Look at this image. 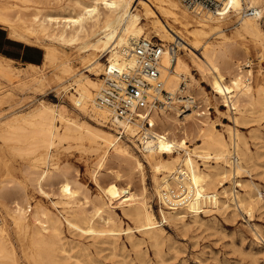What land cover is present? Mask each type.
<instances>
[{
  "label": "bare ground",
  "instance_id": "bare-ground-1",
  "mask_svg": "<svg viewBox=\"0 0 264 264\" xmlns=\"http://www.w3.org/2000/svg\"><path fill=\"white\" fill-rule=\"evenodd\" d=\"M222 1L230 4L232 12L218 16L211 12L195 13L179 0H68L45 12L38 5H48L47 0H0V24L9 27L10 37L27 43L34 39L47 40L44 61L53 68L52 81L65 95L68 93L75 109L98 125L93 126L69 115L61 103L43 100L24 114L12 112L0 117V139L22 143V148L26 146L21 149L25 155L41 150L37 162L27 167L26 173L32 176L33 189L39 194L49 196L51 191H56L58 200L53 204L65 211L63 218L71 231L82 236L108 235L115 239L121 231L114 209L120 208L135 228L149 239L157 241L161 237L162 229L149 201L151 194L146 186L144 165L133 147L115 135L112 128L103 129L112 118L109 111L96 103L104 82L100 76L106 74L108 67L120 71L132 64L131 48L140 39H149L150 36L165 46L161 76L165 90L172 96L165 107L151 114L150 122L156 138L143 150L136 143L139 128L135 124L115 120L111 123L116 126V134L119 131L126 133L134 148L142 151L152 171L153 194L158 198L163 221L187 225L186 217L190 215L195 223H200L197 222L200 214L229 210L232 205L251 218L256 210H264L263 183L250 181L242 184L233 180L246 171L245 163L251 158L247 143L234 129L228 130V138L218 131L207 109L203 110L201 106L207 104L209 98L191 73L196 70L209 81L216 102L222 101L228 110L239 112V117L233 116L236 124L248 119L246 112L264 115V90L256 88L257 93L253 92L250 83L252 71L244 70L243 61L235 59L239 47L233 40L234 37L249 38L264 57V30L260 23L264 18V0ZM245 2L257 11V15H241ZM28 10L31 12L29 20H26L23 12ZM233 14L240 16V26L230 37L224 34V21ZM143 19L150 20L147 27L141 25ZM210 35L222 37L221 41L207 43L205 39ZM165 42L188 50L189 59L183 58L178 50L169 55L167 47L171 43L167 45ZM68 48L74 49L78 57L68 54ZM200 48L203 51L201 56H197L193 49ZM102 58H106V65ZM76 60L93 72L95 78L80 73L75 67ZM29 67L31 69L18 70L10 59L0 55V90L2 84L11 85L16 79L22 91L33 89L43 93L50 82L40 74L41 66ZM72 89L74 92L70 91ZM179 104L191 109V114L180 119L184 110ZM189 115H193L189 119L191 123L185 118ZM70 138L86 140L101 151L100 161L92 175L98 189V196L93 200L84 192L78 175L61 172L56 163L49 168L48 164L54 157L52 150ZM193 141L197 144L191 147L189 143ZM17 146L10 147L16 151L20 149ZM110 153L120 161L119 164L126 163L125 169L119 166L116 171L105 168ZM230 177L233 186H239L243 193L234 191V187L220 190ZM1 182L0 203L18 232L26 234L23 239L28 240L27 247L31 250L28 256L37 264H58L72 257L63 241L62 219L36 206L29 221L27 190L11 180ZM171 189L187 190L190 199L182 206L167 202L163 191ZM5 232V222L0 218V264H16L14 248L6 241Z\"/></svg>",
  "mask_w": 264,
  "mask_h": 264
},
{
  "label": "rangeland",
  "instance_id": "rangeland-1",
  "mask_svg": "<svg viewBox=\"0 0 264 264\" xmlns=\"http://www.w3.org/2000/svg\"><path fill=\"white\" fill-rule=\"evenodd\" d=\"M56 1L47 0V3L49 2L50 4L48 3V5L43 6L38 5V7L45 12L48 9L57 7L56 5L60 2L62 4L68 2V0ZM247 5L248 2H245L244 7ZM30 10L23 12V14L26 15V20H29ZM239 18L240 16L238 17L233 14L228 20L224 21V23H226L224 28L225 35L230 37L234 36L236 28L240 26ZM141 22V25L147 27L150 20L143 19ZM260 23H262L261 25L264 30V18ZM9 31L10 29L8 26L0 24V49L10 52L11 54H18L23 49L24 53H27L29 57L33 58L37 63H26L20 59L5 58L10 59L12 61V66L18 70L31 69L29 65L41 66L42 69L40 74L46 76L47 80L50 82V86L45 87L44 92L41 93L33 89L22 91L17 86L18 81L16 79H14L11 85L6 83L2 84L3 88L0 90V97L3 98V104L0 105V117L12 112L24 114V112L26 113L34 109L39 102L43 100L49 103L53 102L54 104L61 103L66 106L69 115L86 121L93 126H98L88 116L83 115L75 109L68 98V93L65 95V92H63L61 88L56 87V84L52 81L54 74L53 68L48 67L44 61L45 45L49 42L43 39L37 41L34 39L33 42L30 43L15 41L10 37ZM5 37H7L8 40H6ZM221 38L222 37L218 35H210L206 37L205 41L207 43H216L221 41ZM149 39L160 43L162 42L152 36H150ZM233 40L239 47V49H237V54L239 56L237 55L235 59H241L243 61L244 65L242 64V67H244V70L251 69L252 71L250 83L254 88L253 92L257 93L258 89L264 90V57H261L259 49L253 45L249 38L234 37ZM169 43L171 42H165L167 45H169ZM177 50L183 58L189 59L190 52L188 50L178 45ZM195 51L193 49V52L197 56H201L203 49L201 50L200 48ZM66 52L74 56V58L78 57L74 49L68 48ZM105 59L106 58H102L101 61L106 65ZM75 67L83 75L91 79L95 78L93 72L83 68L80 64V60H76ZM191 73L198 80L203 91L209 98L207 104H201V106L203 105V110L207 109L211 121L218 131L228 138V130L230 128V130L234 129L247 143L246 147L250 153L251 160L249 159L245 163L246 171L242 172L233 180L241 181L242 184H249L250 181L264 184V115L260 116L257 114V116L255 113L252 115V113L246 112L245 114L248 119L236 124L234 118L240 116L239 112L228 110L222 101L216 102L209 81L202 78L196 70H193ZM100 78L103 79L104 74H102ZM70 91L74 92L73 89ZM179 106L184 110V114L182 113V116L179 117L180 119H183L185 115L191 114V109H188L184 104H179ZM192 116L193 115H189L185 118L191 123L192 121L189 119ZM105 125L106 128L103 129L108 130V128H112L115 135H119L122 141L133 147L135 155L144 165L146 186L151 194L149 199L150 205L155 211L156 219L162 229L161 237L157 241L149 239L148 236L143 234L140 230H137L134 223L123 215L120 208L114 209L117 214L118 229L121 231L115 239L110 238L108 235H103L101 237L90 235L82 236L75 231H71L68 229L65 219L63 218L66 216L65 211L61 206L53 204L58 200V196L55 195L56 191H51L52 193L50 192L49 196L39 194L33 189L31 181L32 176L26 173L25 169L27 167H32L33 164L37 162L41 150H36L34 153H31V155H25L22 150H24L26 146L22 148V143L0 139V182L11 180L17 186L19 185V187H23L27 190L30 199L29 209L27 207V218L29 221H31L32 213L36 206L47 209L48 212H52L51 214H53V216L59 217L60 220L62 219L61 222L63 221V241L66 247L70 249V255L72 257L62 260V263L59 262L58 264H76V262L77 264H264V210H256L251 218L242 209L232 205L229 210L211 211L206 214H200L201 221L200 218L197 221L200 223H195L190 215L186 217L187 225L171 221L164 222L159 213L160 204L158 198L153 194L152 171L145 162L142 151L138 149V147L137 149L134 148V145L129 140L130 137L128 135L126 136V133L120 135L119 131V133L117 132L116 134L114 130L116 126L114 127L113 123L108 121ZM61 128L62 127H60V130ZM73 139L70 138L69 140L67 139L59 143L57 147L52 150V154L54 155L53 160L50 161V163L48 161L49 164H47L49 168H52L51 165L56 163L60 167L61 172H67L72 176L78 175L77 179L82 184L84 192L90 200H93L98 196V189L92 175L93 169L96 168L98 161H100L101 151H97L96 148H94L95 146L86 140H82V142L81 140ZM16 144L20 146V149H17L18 146ZM194 144L196 145L197 142L193 141L189 143L191 147H193L192 145ZM10 146H14V148L17 146V150L15 149L16 151H13ZM17 151L18 153H15ZM19 152L20 155H18ZM165 158H167V156H165ZM118 162L120 161L115 159L112 153H110L105 161V168L110 167L111 170L116 171L119 169V166L125 169L126 163L122 162L119 164ZM41 166H44V164H41ZM212 166H216V164L212 163ZM201 168L204 169L205 166L202 165ZM103 173H105V171H103ZM233 180H231V177L227 179L220 190L234 187V191L243 193L244 191L241 190L239 186H236V184L233 186ZM262 189H264V187ZM64 214L65 216H63ZM0 218L5 222V229L7 231L5 232V239L9 243V246L14 248L13 251L15 253L16 264H37L32 257L28 256L31 254V250L27 247L28 240L23 239L26 234L18 232V229L6 215L5 208L1 203ZM160 221H162L161 224ZM128 228L131 229L130 232L127 231Z\"/></svg>",
  "mask_w": 264,
  "mask_h": 264
},
{
  "label": "built area",
  "instance_id": "built-area-1",
  "mask_svg": "<svg viewBox=\"0 0 264 264\" xmlns=\"http://www.w3.org/2000/svg\"><path fill=\"white\" fill-rule=\"evenodd\" d=\"M189 10L195 13L211 12L218 16L232 12L228 2L222 0H179ZM243 16H255L257 11L249 6L241 10ZM177 51V45L171 43L167 47L169 55ZM165 46L152 39L142 38L130 50L132 64L124 69L106 70L103 78V88L96 98L97 105L109 111L112 120L127 124H135L138 130L136 142L143 150L155 140L153 127L150 122L154 110L165 107L172 99L171 94L164 88L161 76L162 57ZM122 133H120L121 135ZM124 134V133H123ZM183 175V173L181 174ZM187 190H164L167 202L182 206L190 199ZM264 197V189L262 191Z\"/></svg>",
  "mask_w": 264,
  "mask_h": 264
},
{
  "label": "crops",
  "instance_id": "crops-1",
  "mask_svg": "<svg viewBox=\"0 0 264 264\" xmlns=\"http://www.w3.org/2000/svg\"><path fill=\"white\" fill-rule=\"evenodd\" d=\"M5 38H6V40H8L7 37H5ZM0 55L3 56V57H9V58H12V59H17V60L20 59V60H22L23 62H26V63H37V62H35L33 60V58H30L27 53H24L23 49L18 54H11L10 52L3 51V49H0Z\"/></svg>",
  "mask_w": 264,
  "mask_h": 264
}]
</instances>
